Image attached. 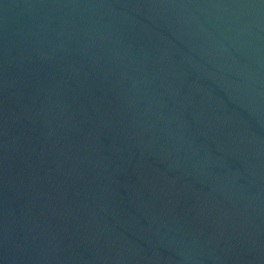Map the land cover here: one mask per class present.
Returning <instances> with one entry per match:
<instances>
[{"label":"water","instance_id":"obj_1","mask_svg":"<svg viewBox=\"0 0 264 264\" xmlns=\"http://www.w3.org/2000/svg\"><path fill=\"white\" fill-rule=\"evenodd\" d=\"M0 264H264V0H0Z\"/></svg>","mask_w":264,"mask_h":264}]
</instances>
